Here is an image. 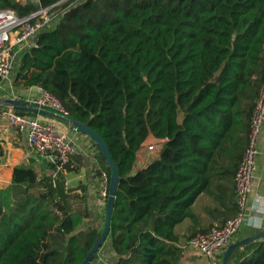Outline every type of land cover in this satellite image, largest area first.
I'll return each instance as SVG.
<instances>
[{
	"label": "trees",
	"instance_id": "16d2710c",
	"mask_svg": "<svg viewBox=\"0 0 264 264\" xmlns=\"http://www.w3.org/2000/svg\"><path fill=\"white\" fill-rule=\"evenodd\" d=\"M42 7L53 19L18 52L14 85L42 87L105 140L120 173L112 263L183 264L194 235L238 210L234 178L264 81V0H0L21 18ZM151 138L165 142L136 169ZM57 171L21 162L0 187V264H80L100 237L77 232L87 215L73 212ZM228 264H264V240Z\"/></svg>",
	"mask_w": 264,
	"mask_h": 264
},
{
	"label": "built area",
	"instance_id": "2783aa9c",
	"mask_svg": "<svg viewBox=\"0 0 264 264\" xmlns=\"http://www.w3.org/2000/svg\"><path fill=\"white\" fill-rule=\"evenodd\" d=\"M51 8H39L28 17H19L12 9L0 10V80L10 79L17 62L18 52L30 46L37 33L53 19ZM32 42V43H31ZM31 43V44H30ZM39 87V86H37ZM40 95L31 102L52 112L69 118V112L54 95L39 87ZM13 99H21L14 97ZM264 128V81L251 118L249 142L235 174V192L237 213L221 227H213L206 233H198L189 241V248L218 264L217 257L225 252L231 241L246 223L250 215L249 197L255 175L256 159L259 153L258 143ZM0 132L4 134H24L34 152L45 156L51 165H55L52 175L62 170L76 154V148L68 134L50 120L39 115L20 114L13 108L0 110ZM158 145H149V149L158 151ZM110 176L102 171L100 176L99 202L106 205L109 195ZM90 264H113L98 255Z\"/></svg>",
	"mask_w": 264,
	"mask_h": 264
},
{
	"label": "crops",
	"instance_id": "0c3cea01",
	"mask_svg": "<svg viewBox=\"0 0 264 264\" xmlns=\"http://www.w3.org/2000/svg\"><path fill=\"white\" fill-rule=\"evenodd\" d=\"M21 1L25 2L27 0ZM31 1L36 2L38 0ZM13 80L15 79L12 77L5 81L0 80V100L18 97L26 101H32L40 95L39 87H18L14 85ZM2 108L3 107H0V110ZM39 116L55 122L62 131L68 134L76 148V154L72 157L70 165L71 168H76V170H67L64 168L60 171L65 176L66 188L72 190L70 198L73 212L78 215H87L84 223L77 228V232L86 230L92 226L97 227L99 230H103L106 205L99 202L101 171L97 170V149L93 144V141L86 134L73 130L64 122L43 115ZM158 141L161 143L165 142V140ZM258 149L259 153L256 159L255 175L249 197V217L255 216L264 220V128L259 139ZM21 162L30 163L35 168L38 167L40 169L38 171L48 175H51L53 172V168L47 158L32 150L27 137L24 134L7 135L0 132V182L8 179L7 183H9L14 167ZM146 162V160L140 162L138 158V166H140V168L143 167ZM209 205L210 200L204 197H200L194 205V210L200 216L203 225L210 222V218L204 211V208ZM263 231L264 226L254 228L248 224L247 219L246 223L231 243L239 242L251 236L260 234ZM262 240H264V238ZM188 254H195L199 257L201 262H198L197 264H211L208 259L202 257L193 249L190 250L189 248ZM99 256L108 259L111 262H115L117 260L109 237L99 250ZM182 263L189 264L184 263L183 261Z\"/></svg>",
	"mask_w": 264,
	"mask_h": 264
},
{
	"label": "water",
	"instance_id": "95a60500",
	"mask_svg": "<svg viewBox=\"0 0 264 264\" xmlns=\"http://www.w3.org/2000/svg\"><path fill=\"white\" fill-rule=\"evenodd\" d=\"M0 107L13 108L20 112L39 114V115L57 119L61 122H64L68 126H70L73 130L86 134L89 138H91L97 144L98 148L100 149L104 159L106 160L107 165L111 169V177H110V185H109V195H108V199L106 203L105 223H104L103 231L101 232V235L98 238V240L95 242L94 246L86 254L84 260L80 263V264H90L91 261L94 259L95 255L99 252V250L101 249V247L103 246V244L105 243V241L107 240L109 236L111 216H112V212L114 208V201H115V197H116V193H117V189L119 185V180H120V173H119L117 164L113 160L110 150L105 140L103 139L101 135L93 131L86 124H83L78 121L71 120L69 118L58 115L45 107H40L36 105L35 103L31 101H26L23 99H13V98L2 99L0 100ZM263 238H264V231L261 232L260 234L251 236L239 242L231 243L224 252L222 264H228V260L232 254V251L239 245H246L253 241L260 240Z\"/></svg>",
	"mask_w": 264,
	"mask_h": 264
},
{
	"label": "rangeland",
	"instance_id": "374dc122",
	"mask_svg": "<svg viewBox=\"0 0 264 264\" xmlns=\"http://www.w3.org/2000/svg\"><path fill=\"white\" fill-rule=\"evenodd\" d=\"M15 75H16V72L13 69V72L11 74V77L13 79H15ZM13 82H14V80H13ZM149 145H158V142H154V139L151 138V140H149V141H147L145 143V147L142 149L141 153L139 154V161L140 162H142L143 160L148 161L150 158H153L154 156H156V153H158V152H155L153 150H150L149 149ZM138 164L139 163L137 161V163H136V169H139L140 168V166H138ZM36 169L37 170H40L38 167H36ZM7 181H8V179H6L3 182H0L1 187L4 186L5 184H7ZM190 250H191V248H190ZM188 253H189V246L187 244L186 247H185V251H184L183 257H182V261L184 263L193 264V262H194V264H197L198 262H201V260L199 259V257H197V255H195V254H190L189 255Z\"/></svg>",
	"mask_w": 264,
	"mask_h": 264
},
{
	"label": "clouds",
	"instance_id": "9594fccd",
	"mask_svg": "<svg viewBox=\"0 0 264 264\" xmlns=\"http://www.w3.org/2000/svg\"><path fill=\"white\" fill-rule=\"evenodd\" d=\"M248 224L254 228H260L264 226V220H261L260 218L255 216H250L248 218Z\"/></svg>",
	"mask_w": 264,
	"mask_h": 264
}]
</instances>
